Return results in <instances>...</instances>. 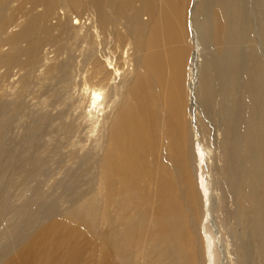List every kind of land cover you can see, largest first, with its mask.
I'll list each match as a JSON object with an SVG mask.
<instances>
[{"label": "rangeland", "instance_id": "374dc122", "mask_svg": "<svg viewBox=\"0 0 264 264\" xmlns=\"http://www.w3.org/2000/svg\"><path fill=\"white\" fill-rule=\"evenodd\" d=\"M199 1L189 0L184 8V42L188 47L182 105L187 110L182 137L186 143L185 166L180 169V163L168 155L170 142L164 143V130L172 138L177 121L172 119L170 109L163 114L155 103L163 120L149 127L152 136L145 161L151 165L153 158L158 160L166 151L158 167L163 176L158 179L157 169L150 168L130 178L121 156L115 165H101L107 151H113L116 134L110 122L114 120H102L95 133L84 120L85 103L79 102L81 83L98 79L91 73V58L84 51L87 42L67 29L74 17L85 23L95 20L88 0H81L84 7L74 9L72 14L57 1L46 16H38L44 10L41 0H4L0 7V264H173L167 257L155 255L158 241L153 239L160 235L156 226L164 222L154 217L155 209L161 208L167 195L181 203L186 245L196 251L190 264H209L207 234L217 238L213 251L217 264H261L258 242L264 240V211L258 206L264 202V176L256 188L251 185L250 176L255 177L258 168L253 164L252 149L244 142L248 126H254L256 120L241 118L239 82L232 79L226 96L223 94L225 86L219 85L216 75L221 67L220 76H224L228 63L217 55L224 65L218 63L210 29H206L210 25L204 26L211 6L193 9ZM157 3L155 0L152 10L155 16ZM141 8L140 0H128L119 10L107 3L114 20L109 22L111 36L104 51L112 61L120 52L114 53L111 48L138 38L133 18H137L136 11L144 12ZM250 9L257 25L263 6L257 10L251 4ZM139 18L148 20L147 14ZM32 19L33 23L23 28ZM21 27L23 32H18ZM119 33L123 36L115 38ZM105 53L98 45L96 56L103 62ZM132 66L130 61L129 68ZM190 69L194 71L192 84ZM205 73L212 84L210 104L200 96ZM126 85L125 81L119 83L123 89ZM224 105L228 107L227 120L222 113ZM197 144L205 153V161L196 156ZM249 152L251 158L247 157ZM200 172L211 192L207 221L201 185L197 184ZM164 176L169 185L158 194V182H163ZM243 178H248L247 189L253 190L250 193L257 195L256 200H244L238 207L240 200L243 202L239 192ZM117 187L128 193L137 191L131 203L125 200L127 209L119 215L113 205L106 207L101 197L103 189L113 191ZM51 209L56 214L50 219L47 214ZM256 216L260 229L257 236L253 233ZM43 227L47 228L39 239L42 251L22 253L28 238Z\"/></svg>", "mask_w": 264, "mask_h": 264}, {"label": "bare ground", "instance_id": "6f19581e", "mask_svg": "<svg viewBox=\"0 0 264 264\" xmlns=\"http://www.w3.org/2000/svg\"><path fill=\"white\" fill-rule=\"evenodd\" d=\"M41 1L44 4V10L38 16H46L57 1V4H64L69 8L68 12L70 13L74 9L77 10L84 7L81 4V0ZM140 1L142 3L141 10L144 12L139 14L136 11L134 15L137 18H133L137 25L139 36L136 40H133V43L127 44L131 45V47L125 45L111 48L114 53L116 51L120 52V54L118 52V57L116 56L113 61L104 51L111 36V23L109 22L114 20V13L111 10H107L106 5L108 3L115 10H119L128 0H88V3L94 8V11L90 13L94 14L95 20L89 17L90 20L85 23V21L81 22L79 18L74 17L75 21L72 20L74 23H70L67 29L71 31L75 38H80L87 42L86 47L84 46V51L91 58L90 71L94 75L96 74L98 79L85 80L81 83L82 94L79 102L85 103L84 120H86V123L89 122V127L93 133L100 128L102 120L103 123L107 119L114 120L110 122L115 128L116 134L113 140V151H107V158L102 160L101 165L102 163H104L105 167L110 163L115 165L121 156L125 171L130 178L136 177L141 174L140 172L150 168L151 171L157 169L159 179L163 174L159 172L158 167L163 163V155L166 151L161 153L158 160L153 158L151 165L145 161L150 153L152 130L149 127L150 125L154 127L156 120H163L157 112L155 103H157L163 114H166L170 109L172 119L177 121L176 131L172 138L167 135L166 130H164L165 133H162L164 143L170 142L168 155L180 163L181 170H184L185 166L186 143L182 142V137L183 133L186 132L183 120H185L187 110L183 109L182 105L184 65L188 47L184 42L187 30L184 25V8L189 0H158L156 16L152 11L155 0ZM3 3L4 0H0V7ZM208 4L211 6V9L209 8L211 14L208 15L204 26L210 25V28L206 29H210L209 37L212 38L217 49L215 56L217 57L218 55L224 60L226 59L228 63L224 70V76H220L221 67L218 68V74L216 75L218 83L225 86L223 94L226 96L227 86L232 82V79L237 81V84L239 82V96L242 102L241 118L247 121L256 120L254 126H252L253 124L248 126L249 131L245 132L246 139L244 137L246 147L251 148L253 151V164L258 168L255 177L248 175V177L250 176L251 185L256 188L264 176V169L261 168L262 163H264V0H200L193 9L198 10L202 6H208ZM251 4L252 8L257 10L263 6L257 25L255 24L256 18L250 9ZM143 14H147L148 20L139 18ZM1 19L3 18L1 17ZM81 19H83V16ZM195 21H197L196 18ZM32 23L33 19L27 21L23 24V28L30 26ZM189 24L192 25L191 20H189ZM2 28L0 23V30ZM23 28L21 27L18 32H23ZM122 36L119 33V37L115 38H121ZM203 36L206 35L204 34ZM246 43L248 45H245ZM98 45L101 46V52L105 53L106 61L104 62L96 56ZM240 55L242 56L236 61ZM89 57H86V59H89ZM130 61L133 62L135 67L129 68ZM243 62H247V64L245 65ZM218 63L220 66L224 65L222 60H218ZM190 71L192 84L194 71L191 69ZM207 74L209 75V72ZM207 74L205 73L202 76L200 96L207 104H210L213 96L212 84L210 76ZM116 79H119L117 83H115ZM122 81L127 83L124 89L119 86ZM190 89L191 94L192 86H190ZM225 100L227 101V97H225ZM222 113L227 120L229 118L227 105L222 107ZM77 115L80 118L79 114ZM166 120L168 119L166 118ZM110 127L108 125L107 128ZM251 155V152H249L247 157L250 156L251 158ZM196 156L199 161H205V153L200 144H197ZM135 157H140V160H136ZM243 168L245 170V167ZM244 170H242L243 173L245 172ZM244 178L239 191L243 202L240 200L238 207L244 204V200H256L257 194H252L253 190L247 189L249 186L248 178ZM204 180L203 173L200 172L197 184L198 186L201 185V189L198 188L203 194L207 221L210 218L208 208L211 192ZM168 185V179L164 176V181L160 180L158 182V194L162 189H166ZM135 193L137 191L128 193L117 187L113 191L103 189L101 197L102 202H106L105 206L113 205L116 214L119 215L125 208L127 209L125 200L131 203ZM259 203L258 207L264 211V202ZM157 209L161 214L158 213ZM157 209H155L154 217H161L164 222H160V226H156V234L160 233V235H154L153 237L154 240L158 241V245H156L158 249L155 255L159 258L167 257L168 263L174 261L176 264L177 262L179 264H190L196 258V251L193 248L188 249L186 245V228L181 203H176L172 196L167 195L162 202L161 208L158 207ZM51 210H48L47 214L50 219L56 214L53 209ZM258 215L263 216L262 211H259ZM66 219L69 220V217ZM46 228L43 227L28 238L22 253L28 250L34 253L39 250L42 251L43 246L39 239ZM259 230V220L256 216L253 233L257 236ZM160 242L162 244L161 247H159ZM258 243L259 258H262H260L261 264H264V240L260 238ZM217 244V238H213L209 234L206 235V256L209 264H217L218 260L213 253ZM6 264H10L9 261Z\"/></svg>", "mask_w": 264, "mask_h": 264}]
</instances>
